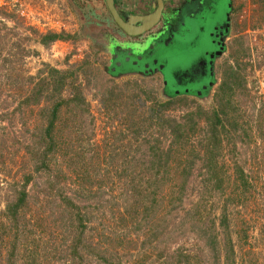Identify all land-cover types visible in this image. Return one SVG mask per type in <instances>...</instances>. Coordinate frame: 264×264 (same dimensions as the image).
<instances>
[{
    "label": "rangeland",
    "instance_id": "rangeland-1",
    "mask_svg": "<svg viewBox=\"0 0 264 264\" xmlns=\"http://www.w3.org/2000/svg\"><path fill=\"white\" fill-rule=\"evenodd\" d=\"M85 1L99 8L101 16H91L90 10L84 5ZM197 1L198 5H190L195 14L194 19L179 21L175 18L179 23V31H172L179 35L174 37L172 34L173 38H169L163 34L159 37L156 50L159 59L157 64H153V71L156 67L158 70L151 72L138 64V57L141 56H137V53L140 51L123 52L121 55L116 52L113 55L112 49L119 47L115 39L122 33L116 32L112 26L110 30L94 26L100 22L99 18L109 14L103 1L96 5L95 1L90 0H0V44L5 46L0 56V210L5 205L6 193L23 182V172L34 170L31 152L41 150L35 139L40 133L39 127L46 124V117L38 113L41 108L51 106L50 100L41 98L34 106H22L16 110L12 80L26 87V91L21 90V94L28 93L33 83L45 74L39 73L43 63L75 72L74 84L80 86L88 111H76L75 120L72 118L73 121H69L71 126L79 123L84 133V143H89V151L84 155L86 164H83L87 168H92V164H89L92 144H99L98 150L102 157L107 152L104 147L106 142L121 147H127L131 142H128L130 135L125 140H114L118 137V130L125 128L120 123V117L127 108L120 105L107 111L100 101L106 87L130 81L126 88L128 94L137 90L134 87L137 84L141 90H155V96L160 100L168 95L186 96L187 105L168 112L179 118L188 108H194L195 104L203 108L217 106V86L222 76L226 77L225 70L237 67L243 79L240 85L236 84L233 88L235 93L231 97V107L234 108L227 110L229 117L237 120L238 129L234 131L226 124V129L219 133L223 141L221 154L217 157V164L224 170L221 189L210 187L211 182L205 186L199 177L203 176L204 167L198 170L194 166L190 170L192 177L182 201L174 199L179 197L178 190L170 199L174 201L169 203L167 199H158L152 203L128 191L126 194L116 182L111 164L107 168L103 160L99 162L100 171L94 167L84 177L92 181L88 183L85 180L72 181L74 175L82 172L83 166L78 167L79 163H76L73 169L71 164L68 170L59 162L61 158H56L53 165H58L62 172L70 174V179L60 185H63L64 193L72 197L74 205L80 207L79 214L85 217L81 242L75 249L76 254H72L71 246L78 233L77 220L71 218L73 215L66 207L67 202L57 197L46 202L41 193L34 194L32 183L42 188L43 182L50 177L47 173L36 174L32 171L35 174L33 181L26 185L32 197L28 199L25 218L29 225L37 223L38 227L24 239L34 238L40 243L34 260L27 256L30 249L27 247L24 250V246L19 243L16 249L18 264H111L100 260L97 251H104L106 256L111 252L110 256L113 257L109 260L114 264L118 261L120 264H168L164 254L178 248L186 254L187 264H264V9L256 0H231V5L230 0ZM175 5L176 2H171L166 7L174 11ZM48 31L76 34L77 37L58 39L43 46L37 39ZM25 36L29 38L22 41L24 46L36 52L21 59L17 48L16 56L12 55L15 48H11V45L15 41L20 42ZM147 53L148 49L143 55ZM3 56L11 57V69H8L7 62L2 61ZM115 61H119L118 67L114 66ZM160 65L163 68H159ZM28 75L32 76L30 83L26 79ZM199 81L202 84L196 87L194 83ZM68 93L69 88L66 86L62 97L65 98ZM148 104L146 100L145 105H136L137 112L142 113ZM70 115L71 112L67 110L66 116ZM62 117L57 119L55 131L64 125ZM24 119L25 127L22 125ZM200 124L206 126L203 120ZM60 135L64 137L62 132L57 133V136ZM190 139L196 154L201 156L196 159L197 165H200L201 158L207 154L204 151L205 140H212V135L198 129ZM231 140H234V144H231ZM59 141L62 145L65 140ZM34 143V149L29 151ZM145 147L146 144L140 149ZM186 156L187 153L181 154V157ZM235 164L242 167L243 179L247 181L245 186L234 177L237 175ZM54 170L56 168L52 172ZM100 180H103L102 187H98ZM168 189L169 183L163 185L157 197ZM129 202H137L142 210L145 208L146 219H141V209H136V212L125 210L124 206ZM73 208L75 214L76 207ZM133 214L137 219H134ZM222 214L227 215L226 226L221 223ZM131 216L138 224V221L141 222L137 231L133 229L135 224ZM154 223L160 229L166 228L165 234L160 232L152 238L148 226L151 224L152 227ZM43 228L45 234L36 232ZM49 231L55 236L52 242L49 241ZM102 233L110 236V239L100 237ZM114 233L119 235V241L124 239L128 242L127 247L117 245ZM40 237L46 239L48 245L39 240ZM213 243L216 244L215 248L212 247ZM2 250L1 256H4Z\"/></svg>",
    "mask_w": 264,
    "mask_h": 264
},
{
    "label": "trees",
    "instance_id": "trees-1",
    "mask_svg": "<svg viewBox=\"0 0 264 264\" xmlns=\"http://www.w3.org/2000/svg\"><path fill=\"white\" fill-rule=\"evenodd\" d=\"M256 1L260 4V7L264 9V0ZM68 37L76 38L77 35L65 32L58 33L48 31L40 35L37 41L43 46H48L55 40L66 39ZM28 38L29 36H25L20 42H13L11 48H15V50L12 51V55L16 56V48L21 59L24 56L29 55L31 52H36L35 50L24 46L22 41L27 40ZM4 47V44H0V56H2L1 52ZM2 61L7 62L6 65L8 69H11V57L8 58L3 56ZM39 73L45 74L40 76L37 81L33 83V86L28 89V93L26 94L20 93L21 90L26 91V87L20 83H16V80H12L14 81V91L16 94L15 109L20 110L22 106H34L41 98L51 101V106L41 108L38 113L41 117H46V124L43 127H39L40 133L38 134V138L35 139L37 140V147H40L41 150H36V152L32 151L35 147V143L31 150L27 148L29 151H32L31 154L34 157L35 164L34 170L32 171L36 174H40L41 172L47 173L50 179L47 178V180L43 182L42 188H39V184L33 182L32 188L34 194L41 193L45 197L46 202L54 197H57L63 202H67L66 207L69 208L70 214L72 213L73 215L71 218L74 217L75 220H77L76 230L78 233L71 246L72 254H76L75 249L81 242V235L85 228L83 221L85 217L79 214L78 211L80 207L74 205L72 197L67 196L63 191V185H60L66 179H70V174H65L58 165L54 166L53 163L55 164L54 159L61 158L59 162L62 164H60L66 166V169L68 170H70L71 164L73 169V165H76V163H79L78 167L86 164L84 155L89 151L87 148L89 143H84V133L79 126V123L71 126L69 120L73 121L76 111H80V113L87 112L88 104L80 90V86L74 84V80L76 79L74 70H61L50 64L43 63L42 68L39 69ZM225 74L226 77L222 76V80L217 86L218 91L216 96L218 95L219 98L217 99V106L211 105L209 108H203L202 105L195 104L194 108H188L179 118H176L168 112L178 106L187 105L186 96L168 95L164 100H160L156 98L155 90H141L140 86L135 84V82L131 83L135 84L134 87L137 88V90L128 94L126 88L130 81H127L126 83L124 82L122 85L114 83L113 86L106 87L105 92L100 98L102 106L107 111L112 108H117L120 105L127 108V110L124 111L123 116L120 117L122 120L120 123L125 128L118 130V137L114 140H125V138L130 135L128 142L130 140L131 142L127 147L124 145L126 148L123 146H114L113 143L109 144L106 142L104 147L107 152H105V155H102V157L98 150L99 144H92V147L90 148L92 153L89 157L90 166L92 164V168L95 167L100 171V163L102 160L107 164V168L108 164H111L115 172L114 175L116 182L124 188L126 194L128 191L129 194H135L139 199H149L152 203L158 199H167L169 203L174 201V199L182 201L183 196L188 189L190 178L192 177L190 170L194 168V166L198 170H200V167H204L205 172L203 176L199 177L205 186H208V183L211 182L212 184H210V187L221 189L224 180V170L221 168V165L217 164V157L221 154L223 141L220 140L219 133L220 130L226 129V124L234 129V131L238 129L236 125L237 120L229 117L227 110L232 104L231 97L235 93L233 88H235L236 84L240 85L243 81L240 76L239 68L237 67H230L228 70H225ZM26 79L28 83L32 82V76L28 75L26 76ZM66 86L69 88V93L64 98L62 97V91ZM142 95L143 98L141 99ZM136 100H138V102H136ZM146 100L149 101V104L146 105L147 108L143 110L142 113L137 112L138 106L136 105H145ZM67 107H69V109H67ZM231 108L234 107L232 106ZM67 110L71 112L70 117L66 116ZM62 115L63 117L61 120L65 121V123L55 131L56 121ZM201 120L205 123V127L201 126ZM22 125L25 127L26 119L22 121ZM198 129L212 135V140H205L206 148L204 151L207 154L201 158L200 165H197L196 159L201 156L196 154L194 145L192 144L193 142L190 139V136H193ZM61 132L64 137H61V135L57 136V133L59 134ZM68 133L70 136L68 135L69 137H66L65 135ZM138 138L140 140H137ZM61 139L65 140L62 145L61 141H59ZM131 144L133 145L131 146ZM144 144H146V147L141 150L140 147ZM231 144H234V140H231ZM183 153H187L188 156L181 157V154ZM145 154L149 156H145ZM53 160L54 162H52ZM55 168L56 170L52 172ZM92 168H87V166H85L80 174L74 175L72 181L80 182L81 180H85L86 182L91 183L92 181L85 179L84 177L93 170ZM177 169H179V172ZM32 171L23 172V182L20 185L16 184V188L10 193H6L5 205L0 210V264H18L16 261V249L18 248L17 246L19 243L24 246V250H26L27 247L30 249L28 250V257L33 260L36 259L35 251L38 250L37 247L40 242L34 238L24 239L34 233L35 229L38 227L37 223L29 225V221H26L25 218L26 211L28 210V199L32 195L26 189V185L33 181L32 179L35 174H32ZM71 171L73 170L71 169ZM235 171L237 175L234 177H237L236 179L240 181L241 185L245 186L247 181L243 179L244 173L242 167L235 164ZM178 178H180V182L178 181ZM167 183H169V189L165 190L163 194L167 197H164L163 195L157 197L158 191L163 185H167ZM102 184L103 180H100L98 187H102ZM178 190H180L179 197H175L170 201L171 197H173ZM103 191L104 190L101 192ZM77 192L79 193V191ZM99 196H101V194ZM72 206L76 207L75 214H73L74 212L72 209L74 208ZM124 209L128 211L135 210L136 212V209L141 208L137 206V202H132L130 204L127 203V205L124 206ZM140 214L141 219H146L147 215L145 208ZM133 216H131L132 221L135 224L133 229L137 231L140 228L139 224H141V222L138 221V224L134 220L137 219L136 216H134V219ZM226 216L227 215L225 214H222L221 216V223L224 226H226ZM2 218H4V220ZM149 222L150 221L148 220V223ZM165 229L166 228L164 227H161L160 229L156 223H154L152 227L151 224L148 226V231L152 238L157 237L160 232L165 234ZM36 232L39 234L46 233L45 228L39 229ZM48 235L49 241L52 242L55 238L53 232L49 231ZM100 237H104L105 239L109 237L110 239V236L103 233L100 234ZM113 238L117 239L118 246L127 247L128 242L124 239L119 241L118 234L114 233ZM38 239L43 241L45 245H48L46 239L41 237ZM212 247L215 248L216 244L213 243ZM228 247L230 248L231 246L229 245ZM2 249L4 250V256H1ZM110 253L106 256L104 251L96 252L97 257L100 260L102 259L114 264L112 260H109L113 257L110 256ZM164 255L165 256L163 257L168 261V264H187L185 261L187 256L180 248ZM115 264L120 263L118 261Z\"/></svg>",
    "mask_w": 264,
    "mask_h": 264
},
{
    "label": "water",
    "instance_id": "water-1",
    "mask_svg": "<svg viewBox=\"0 0 264 264\" xmlns=\"http://www.w3.org/2000/svg\"><path fill=\"white\" fill-rule=\"evenodd\" d=\"M104 1L112 21L118 26V28L122 31L124 35L118 36L117 39H115L116 44L119 45V49L125 52H143L147 50V48H149L150 46H154L159 40L161 31L154 29H156V27L164 20L165 15L163 14V11L166 8L168 2L172 0H156V5L153 6V10L151 12L147 14L138 15L131 14L130 17L122 14L116 8L114 0ZM134 23L136 24L134 25ZM138 36H141V38L138 39ZM112 53L113 55L117 54L115 48L112 49ZM138 58V64L142 65V67L144 68H147V70L148 64L151 62L154 63L152 61L154 58L153 56L151 57V59L148 57V59H145L146 56ZM118 63L119 61H115L114 66H117Z\"/></svg>",
    "mask_w": 264,
    "mask_h": 264
},
{
    "label": "flooded vegetation",
    "instance_id": "flooded-vegetation-1",
    "mask_svg": "<svg viewBox=\"0 0 264 264\" xmlns=\"http://www.w3.org/2000/svg\"><path fill=\"white\" fill-rule=\"evenodd\" d=\"M196 1V2H195ZM204 1H206V0H204ZM170 2H176V5H175V8H174V11H172V10H168L167 9V7L164 9V11H163V14L165 15V17H164V20L156 27V29H154V30H159V31H161V35H167V36H169V38H173L172 37V34L174 35V37H175V35H179V34H177L178 33V31H179V23H177L176 21H175V18H177L179 21L181 20V19H188V18H195V14L193 13V11H192V9H191V6L193 5V6H195V5H198V1L197 0H172V1H170ZM170 2L168 3V4H170ZM191 5V6H190ZM230 5H231V1H230ZM105 7L107 8V6L105 5ZM196 8V7H195ZM166 9H167V11H166ZM187 9V10H186ZM108 10V9H107ZM185 13H187V15L185 16L184 14ZM196 20V19H195ZM228 24H227V27L229 28V26H230V12L228 13ZM174 29H176V31H177V33H175V32H173L172 30H174ZM122 36H124L123 35V33L121 34ZM160 35V36H161ZM227 37V35L226 36H224V39L223 40H225V38ZM138 39H140L141 38V36H138L137 37ZM159 42H160V40H158L157 42H156V44L154 45V46H150L149 48H147L148 49V53L147 54H145V55H143V52H145V51H143V52H138L137 53V55H140V56H142V57H145V56H149L150 55V53L152 54V56L154 57L153 58V62L155 63L156 61L158 62V55L159 54H157V47H158V45H159ZM225 42V41H224ZM225 44V43H224ZM223 44V45H224ZM224 47H225V45H224ZM116 48L118 49H116V52L118 53V54H122L123 52H125V51H123V50H119V47H117L116 46ZM214 50H215V48H214ZM136 53V52H135ZM155 59V60H154ZM157 62H156V64H157ZM154 63H149L148 64V70H150L151 72H153V68H154V65H152V64H154ZM119 66V65H118ZM117 66V67H118ZM159 68H163V65H160V67ZM158 70V67H156L155 68V72ZM161 72V71H160ZM161 74L162 75H164L162 72H161ZM200 84H202V81H199L197 84L196 83H194V85L196 86V87H198V86H200ZM205 89H207V86L205 87Z\"/></svg>",
    "mask_w": 264,
    "mask_h": 264
},
{
    "label": "crops",
    "instance_id": "crops-1",
    "mask_svg": "<svg viewBox=\"0 0 264 264\" xmlns=\"http://www.w3.org/2000/svg\"><path fill=\"white\" fill-rule=\"evenodd\" d=\"M90 1H95L96 5L99 4L101 1H103L105 3L104 0H90ZM156 2H157L156 0H114V4H115L116 8L122 14L129 16V17L131 14H137L138 15V14H147V13L151 12L153 10V6L156 5ZM84 5H86L85 7H87L90 10L91 16H95V17L101 16L100 15L101 10H99V8L94 7L92 4L89 5V4H87V2ZM99 19H100V22L98 24L94 25L95 27L98 26V28H102L103 30H104V28H109V30H110L111 26H112L114 30L116 29V32L122 33V31L118 28V26L112 21L110 14H107V17L102 16V18H99ZM135 24L136 23H134V25ZM126 38H123V39H126ZM147 57H149L151 59L152 56L151 55L146 56L145 59H148ZM219 57H217V59L215 61L216 63H217V60ZM141 58H142V56H141ZM148 61H150V60H148ZM153 72H155V71H153Z\"/></svg>",
    "mask_w": 264,
    "mask_h": 264
}]
</instances>
